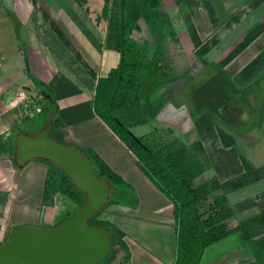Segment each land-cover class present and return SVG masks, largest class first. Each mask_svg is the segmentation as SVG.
I'll return each instance as SVG.
<instances>
[{"label": "crops", "instance_id": "1", "mask_svg": "<svg viewBox=\"0 0 264 264\" xmlns=\"http://www.w3.org/2000/svg\"><path fill=\"white\" fill-rule=\"evenodd\" d=\"M183 3L186 15L180 16L175 0H160L158 7L163 12L170 16L175 7L176 18L185 17L177 29L176 13L174 18L170 16L175 30L162 39L160 64L177 77L186 72L193 58L207 57L229 78L219 84H231L232 92L239 95L255 88L251 98H259L264 92V69L250 74L242 71L264 51V30L226 65L220 63L252 29L264 23V0ZM119 6L120 0H0V244L20 225L55 226L78 208L68 195L50 187L53 167L48 160L35 158L23 165L16 160L17 135L33 134L43 125L39 117L43 111L33 108L40 92L36 84L41 83L55 95L56 114L63 122L66 140L94 150L128 184L125 187L131 200L110 204L100 215L124 232L127 250L116 246L120 251L114 264L175 262L178 233L174 203L142 171L136 155L95 109L99 79L107 77L120 60ZM187 17L201 40L198 46ZM177 58L183 62L179 64ZM154 86L144 99L147 121L132 125V135L144 138L155 149L172 148L174 142L190 147L199 141L207 159L211 157L206 171L213 164L220 183L244 175L246 168L234 142H223L221 132H233L215 115L219 113L200 102L201 108L177 109L174 98L165 93L159 96ZM42 94L47 101L49 97ZM260 117L261 128L264 107ZM252 119L246 132L260 129L251 126L256 120ZM262 253L264 232L251 234L245 245L239 234L233 233L209 245L201 264H264V256L259 258Z\"/></svg>", "mask_w": 264, "mask_h": 264}, {"label": "trees", "instance_id": "2", "mask_svg": "<svg viewBox=\"0 0 264 264\" xmlns=\"http://www.w3.org/2000/svg\"><path fill=\"white\" fill-rule=\"evenodd\" d=\"M175 1L181 11L185 13L183 0ZM159 3L160 0H120L118 38L120 60L118 66L111 70L107 77L99 79L95 109L98 116L136 155L138 165L142 171L174 203L178 246L176 260L173 264H201L206 248L209 245L233 233H238L241 243L245 245L251 235L243 224L232 228L228 227L225 221L234 215L232 208H220L218 212L210 214L207 218L203 219L200 212L202 201L214 193L215 190L226 189V191H233L253 180L247 179V175H242L224 183L216 181L217 183L211 188L208 182L195 185L197 178L203 175L207 169V164L203 161L205 153L201 142H194V148L197 149L196 153L184 147L176 149L162 147L155 149L144 138L132 135L130 131L132 125L147 121L144 99L154 91L153 86L155 85L154 89H157L158 84H164L175 78L169 74L166 66L160 64V60L163 57L162 39L173 32L165 29L169 27L172 30V21L170 16L158 7ZM108 10L109 8L106 6L104 8L105 16H107ZM140 19H144L155 34H159L158 37L156 36L159 42L155 46L151 57L148 55L149 43H139L132 38L133 31L139 28ZM187 21L189 22L191 36L198 46L201 43L198 33L189 21V17H187ZM263 30L264 23H260L252 29L246 35L244 41L221 61L220 66H224L231 61ZM263 57L264 51L250 65L244 68L242 74H250L256 70ZM218 74L229 80L222 69L214 77ZM36 85L45 96L50 95L46 101L45 108L42 110L43 112L48 110L50 115L48 118H45L43 125L46 123L47 125L52 124L53 126L49 131L50 136L61 142H68L65 132L62 130L63 122L56 114L58 105L53 91L44 84L37 83ZM226 85L227 96L225 98L218 96L219 100L213 104L216 107L213 109L214 112L219 113L218 109L232 97L231 84ZM206 103L209 104L210 102ZM206 103H203L204 107H207ZM197 107L201 108V105L197 104ZM223 142L225 145L233 143L226 142L225 140ZM79 148L94 163L98 176L101 179H106L113 189L106 206L115 203H126V201H121L117 198L118 195L122 194L126 196V191L124 193L122 188L128 186V184L123 178L114 172L94 150L80 146ZM48 162L53 167L52 173L54 169L58 171L56 172V179H53L52 174L50 175V182L52 179L50 187L52 189H60L75 201L78 207L82 205L85 200V194L73 185L68 176L57 165L49 160ZM243 163L246 172L253 169L248 160L243 159ZM225 200V197L216 195L212 207H220ZM242 207L240 206V208ZM103 209L88 221L90 224L107 227L111 233L112 251L108 258L99 264H106L111 259L116 246L127 250L123 239L124 232L112 222L100 218ZM262 256H264V253L260 254L259 258L261 259Z\"/></svg>", "mask_w": 264, "mask_h": 264}, {"label": "water", "instance_id": "3", "mask_svg": "<svg viewBox=\"0 0 264 264\" xmlns=\"http://www.w3.org/2000/svg\"><path fill=\"white\" fill-rule=\"evenodd\" d=\"M206 70L207 74L200 77L192 72L175 77L164 84H158L157 90L167 94L170 99L174 98L179 104L177 109L189 110L191 106L196 108V103L188 107L183 97L197 93L204 81H210L218 73L214 67ZM251 89L240 92V106H233L234 99L230 97L218 112L229 111L232 107L235 110L233 114L238 115L233 119L240 125H247L253 120L252 117L258 121L264 107V92L259 98H251L250 93L255 88ZM219 118L223 121L222 117ZM52 126L46 125L33 134L19 133L16 138V160L21 165L35 158L53 162L85 194V200L58 225L24 224L15 228L5 242L0 244V264H99L112 251L110 230L102 225L88 223L108 203L111 185L98 176L94 163L79 146L50 136Z\"/></svg>", "mask_w": 264, "mask_h": 264}, {"label": "rangeland", "instance_id": "4", "mask_svg": "<svg viewBox=\"0 0 264 264\" xmlns=\"http://www.w3.org/2000/svg\"><path fill=\"white\" fill-rule=\"evenodd\" d=\"M176 10L177 9L173 7L169 11L171 18H174L173 12L176 13L175 18H176V15L177 16L179 15L178 11ZM182 14L183 15H180V16L186 15L183 12ZM176 19H177L175 21L176 28L177 29L181 28L182 22L185 23L184 21L185 17L183 19L177 17ZM175 25L172 24V30L169 29V27H166L165 29L170 30L169 32L171 31L173 32V30H175L174 29ZM156 36L158 37L159 34L158 33L155 34L154 31L149 27V25L144 21V19H140L139 28L135 29L132 33V38L136 40L137 42L139 43L148 42L149 43L148 55L150 57L153 55V50L155 49V46L159 42ZM170 50L173 51L174 49H170ZM177 59L179 61V64L183 62L182 58H177ZM261 60L262 61L258 64L257 69H256L258 72L261 69H264V57ZM215 66H217V64H215V61L210 60L207 57L193 58L186 72L183 73L182 75H178L177 77H181L189 72H192L193 75L200 77V76L207 74L206 73L207 68L214 67L215 69H217ZM166 69H168V67H166ZM262 74H264V72ZM223 79L224 77H222L221 75L219 76L218 74L216 77H214V79L211 82L204 81L202 84V88L197 93L187 96L188 98L184 96L183 100H186L188 102L187 103L188 107L197 102H200V103L210 102L209 104H207V106L209 108L212 107L211 109H215L216 107L213 104L219 100L218 96L223 97V94L226 91L225 88L227 87V85L225 86V84L218 83L219 81ZM231 89H232V86H231ZM160 93L161 92H158L159 96H160ZM40 94L42 96H40ZM34 96H36V94H34ZM37 96H38V103L33 108L34 109L37 108L40 111H42L45 108L47 103H46L45 97L43 96L42 92H39ZM33 99L36 100L35 97ZM234 111L235 110L232 109L231 107L229 111L227 112L220 111L219 114H215V115L222 117L221 115L226 116L230 114L229 116L237 117L238 115L236 113L233 114ZM49 115L50 113L48 112V110H45L41 115H39V117H41L42 122H43L46 117L48 118ZM215 118L217 119V117ZM230 121L232 122L230 126L232 128L233 134L232 135L223 134L221 132V136L223 140H225L226 142H234V145L236 146L238 152L241 154L242 161L243 159H246L256 166H260L262 164L263 165L261 167H253V169L250 170L249 172L244 171L245 172L244 175H247V179H250L251 181L253 180L252 182H249L245 186L237 190H233V191H226V189L215 190L214 193H212L210 196H208L205 200L202 201L200 205V210H201L200 212H201L202 218L205 219L210 214H214L218 212L220 208H225V209L232 208V210H234V215L225 221L226 224H228V227L232 228L239 224H243L250 234L259 233V231L264 232V127H263L264 125H262L260 128L259 125L261 124V121H253L251 126H257L260 129L252 133V131L246 132V126H249V124L240 125V123H237V124L233 123V120H230ZM44 127L45 126L42 125V128ZM133 132L137 134L136 130H133ZM179 147H180L179 143L174 142L172 149L179 148ZM184 148L190 149L191 151L195 153L197 152V149L194 148V143L190 147L185 146ZM203 161L205 164L211 163L210 155H208V159H207V156L204 154ZM56 172L58 171L54 169L52 173L53 179H56L57 177ZM216 174L217 173H216L215 166L213 164L209 165V170L204 172V174L201 175L199 179L195 181V185H200L204 182H208V184H210V188L212 186L214 187V185L217 183L216 181H218V179H216V176H217ZM122 190L124 193L126 191V196L123 194L118 195L117 197L118 200L130 201L131 197H127L128 188L124 187L122 188ZM216 195L223 196L226 198V200L220 207L213 208L212 205H213V201ZM240 206H243V207L240 208ZM71 214H73V212ZM119 251H120L119 248L116 247L114 254L112 255L111 259L107 261L106 264H114V260L116 261V258L119 257L118 256Z\"/></svg>", "mask_w": 264, "mask_h": 264}, {"label": "flooded vegetation", "instance_id": "5", "mask_svg": "<svg viewBox=\"0 0 264 264\" xmlns=\"http://www.w3.org/2000/svg\"><path fill=\"white\" fill-rule=\"evenodd\" d=\"M227 96V91H225L224 92V94H223V97L225 98ZM232 97H233V99H234V101H233V106H236V107H238V106H240V102H239V100H238V97H239V94L238 93H236V92H232ZM225 102V101H224ZM227 112V111H226ZM230 115V114H229ZM229 115H221L222 116V118H223V120H224V122H227L229 125L230 124H232V122L230 121V120H233V123H235V124H237V122L233 119V116H229ZM245 124V123H244Z\"/></svg>", "mask_w": 264, "mask_h": 264}, {"label": "built area", "instance_id": "6", "mask_svg": "<svg viewBox=\"0 0 264 264\" xmlns=\"http://www.w3.org/2000/svg\"><path fill=\"white\" fill-rule=\"evenodd\" d=\"M23 98V97H22ZM20 99V98H19Z\"/></svg>", "mask_w": 264, "mask_h": 264}]
</instances>
